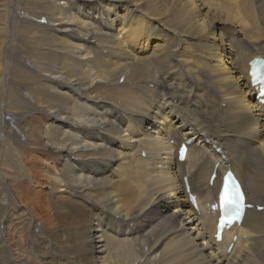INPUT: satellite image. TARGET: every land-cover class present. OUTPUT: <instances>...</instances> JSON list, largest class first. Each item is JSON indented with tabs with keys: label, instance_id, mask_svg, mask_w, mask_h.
I'll use <instances>...</instances> for the list:
<instances>
[{
	"label": "bare ground",
	"instance_id": "bare-ground-1",
	"mask_svg": "<svg viewBox=\"0 0 264 264\" xmlns=\"http://www.w3.org/2000/svg\"><path fill=\"white\" fill-rule=\"evenodd\" d=\"M0 1V129L49 155L48 199L61 193L34 202L6 185L0 264H264V105L249 77L264 0L260 25L246 0H27L20 15ZM228 168L256 206L219 242L207 204Z\"/></svg>",
	"mask_w": 264,
	"mask_h": 264
},
{
	"label": "rangeland",
	"instance_id": "rangeland-1",
	"mask_svg": "<svg viewBox=\"0 0 264 264\" xmlns=\"http://www.w3.org/2000/svg\"><path fill=\"white\" fill-rule=\"evenodd\" d=\"M9 1V0H8ZM259 0H246L247 4L250 6V8L253 10V12L255 13V17H256V21L257 23L260 25V24H263L261 19L259 18V14L257 13V8L260 6L261 2H258ZM28 2V3H27ZM0 3H2L0 1ZM19 3L20 5H18V11H17V14L20 15V13H24V8L26 7H32V1H27V0H19ZM259 3V4H258ZM16 5V6H17ZM28 5V6H27ZM21 6V7H20ZM257 6V7H256ZM20 8V9H19ZM30 10V9H29ZM16 11V10H15ZM3 13V11H0V25H2L4 23V18L1 17V14ZM26 12V11H25ZM31 12L29 11V14ZM260 19V21H259ZM176 24H177V21H176ZM45 25V24H44ZM263 33H264V30H263ZM235 35H231L230 37H234ZM25 81L23 80L22 83H24ZM21 83V84H22ZM122 84L124 83L123 82V79H122ZM28 104H31L32 103L26 99H23L22 97H20V105H22L23 107L27 106ZM15 105H16V102H15ZM15 107H18V106H15ZM24 111L20 112V113H23ZM28 120H30V118H27V120L25 122H22L21 125L22 127H27V122ZM10 127V126H9ZM5 130H1L0 129V148H3V152H0L1 153V156H0V168H2V172L3 174H5L7 176V179L4 181L5 183L0 185V191H3V194L0 195L1 197L2 196H5L7 192L6 190V185L11 188V191H14L16 196L17 197H20L21 195H25V196H28V197H31L33 199L31 200H34L35 201H41V202H48V204H52L53 201H56L58 200V196L61 195V193H54V196L52 198V200L50 201L48 198L50 197L51 195V190L50 188H48V185L50 183V181H48L50 178L49 176L46 174L47 173H54V171L57 169V166L55 165V162L53 161L52 163V159L49 158L48 156L49 155H46V154H42V152H39L38 150L36 149H33L31 147H27L25 148L23 151V153L21 154V149L20 150H17L16 147H15V141H12L11 140V137L9 134L10 133V130L9 131H6V133H4ZM6 135V136H5ZM5 137V138H4ZM7 139V140H6ZM17 139V137H16ZM18 140V139H17ZM12 141V142H11ZM12 144V145H11ZM8 151H7V150ZM37 152V153H36ZM5 157H4V155ZM41 154V155H40ZM3 156V158H2ZM8 157V158H7ZM32 158V159H31ZM4 159V160H3ZM38 159V161H37ZM50 159V160H49ZM6 160V161H5ZM11 160V163H12V166L15 162H17L18 164L14 167H8L7 166V162ZM3 161V162H2ZM6 162V163H4ZM20 162V164H19ZM33 162V163H32ZM40 162V163H39ZM27 164V165H26ZM20 166V167H19ZM56 166V167H55ZM6 168V170H5ZM8 168V169H7ZM20 168V169H18ZM19 171H18V170ZM23 169V170H22ZM26 171H25V170ZM6 171V172H5ZM5 172V173H4ZM12 172V174H11ZM15 172V173H13ZM29 173V175H28ZM46 174V179H38L36 180V177L39 175H42V174ZM17 174V175H16ZM21 175V176H20ZM29 178H27V176ZM15 178H14V177ZM8 178H11V179H8ZM23 178V179H22ZM9 181V182H8ZM13 181V182H12ZM7 182V183H6ZM15 182V183H14ZM32 182V183H31ZM11 185H10V184ZM13 184V185H12ZM15 184H16V187H15ZM40 184V185H39ZM4 185V186H3ZM10 185V186H9ZM23 187H22V186ZM5 187V189L3 187ZM18 186V187H17ZM26 188H25V187ZM13 187V188H12ZM22 188V189H21ZM4 189V190H3ZM14 189V190H13ZM17 192V193H16ZM28 192V193H27ZM8 193V192H7ZM52 196V195H51ZM56 196V197H55ZM24 199V198H23ZM48 199V200H47ZM56 199V200H55ZM24 202V200H23ZM19 204V203H18ZM19 206V205H18ZM20 207V206H19ZM22 209H27V208H22ZM28 210V209H27ZM41 210V211H40ZM26 211V210H25ZM16 213L14 212L13 209L10 210L9 213ZM36 214H37V219L36 217H34L35 215L32 216V219L34 220V223H37L42 229L44 228L43 226V223L41 221H44V212H43V209H39L38 212L37 210H35ZM11 213V214H12ZM41 223V224H40ZM22 227V228H19ZM19 226H16L14 231L15 233L17 234H14V237H15V241L13 240L12 242V245L13 247L15 248H18L21 247L22 245H24L25 243V247H26V232L29 230H26V226L24 224H21ZM25 228V229H23ZM17 230V231H16ZM26 230V231H25ZM20 233H23L25 236V238L22 240L23 241V244L20 243ZM17 241V242H16ZM18 243V244H17ZM43 243V242H42ZM18 245V246H16ZM44 245V244H43ZM148 250V248L146 249ZM23 258H27V252L26 250H24L23 252ZM40 261V260H39ZM180 264V263H179Z\"/></svg>",
	"mask_w": 264,
	"mask_h": 264
},
{
	"label": "snow or ice",
	"instance_id": "snow-or-ice-1",
	"mask_svg": "<svg viewBox=\"0 0 264 264\" xmlns=\"http://www.w3.org/2000/svg\"><path fill=\"white\" fill-rule=\"evenodd\" d=\"M220 199L225 210H227L230 206H235L238 209V201L241 199V196L239 192H230L229 188L225 186ZM221 223H223V220Z\"/></svg>",
	"mask_w": 264,
	"mask_h": 264
}]
</instances>
